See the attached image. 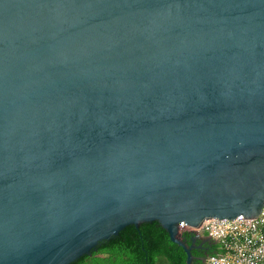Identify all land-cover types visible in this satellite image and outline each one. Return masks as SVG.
<instances>
[{"label":"water","instance_id":"obj_1","mask_svg":"<svg viewBox=\"0 0 264 264\" xmlns=\"http://www.w3.org/2000/svg\"><path fill=\"white\" fill-rule=\"evenodd\" d=\"M263 202L264 0H0V264Z\"/></svg>","mask_w":264,"mask_h":264},{"label":"trees","instance_id":"obj_2","mask_svg":"<svg viewBox=\"0 0 264 264\" xmlns=\"http://www.w3.org/2000/svg\"><path fill=\"white\" fill-rule=\"evenodd\" d=\"M188 231L182 237L191 243ZM197 248L192 249L191 264H204ZM183 248L169 239L167 231L158 221L127 225L118 235L100 241L91 254H84L70 264H185Z\"/></svg>","mask_w":264,"mask_h":264},{"label":"built area","instance_id":"obj_3","mask_svg":"<svg viewBox=\"0 0 264 264\" xmlns=\"http://www.w3.org/2000/svg\"><path fill=\"white\" fill-rule=\"evenodd\" d=\"M181 234L203 232L215 248L204 264H264V202L252 218H208L197 227L179 223Z\"/></svg>","mask_w":264,"mask_h":264},{"label":"flooded vegetation","instance_id":"obj_4","mask_svg":"<svg viewBox=\"0 0 264 264\" xmlns=\"http://www.w3.org/2000/svg\"><path fill=\"white\" fill-rule=\"evenodd\" d=\"M197 237L196 245H199V247L196 250L200 253L198 257L203 261L213 251L214 246L203 232L199 233Z\"/></svg>","mask_w":264,"mask_h":264},{"label":"crops","instance_id":"obj_5","mask_svg":"<svg viewBox=\"0 0 264 264\" xmlns=\"http://www.w3.org/2000/svg\"><path fill=\"white\" fill-rule=\"evenodd\" d=\"M213 246H214V244H213ZM214 248H215V246H214ZM214 248H213V249H214Z\"/></svg>","mask_w":264,"mask_h":264},{"label":"clouds","instance_id":"obj_6","mask_svg":"<svg viewBox=\"0 0 264 264\" xmlns=\"http://www.w3.org/2000/svg\"><path fill=\"white\" fill-rule=\"evenodd\" d=\"M213 245V244H212Z\"/></svg>","mask_w":264,"mask_h":264}]
</instances>
